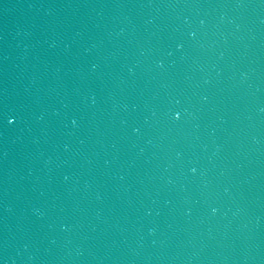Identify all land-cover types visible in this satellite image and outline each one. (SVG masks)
I'll use <instances>...</instances> for the list:
<instances>
[{"label":"water","instance_id":"water-1","mask_svg":"<svg viewBox=\"0 0 264 264\" xmlns=\"http://www.w3.org/2000/svg\"><path fill=\"white\" fill-rule=\"evenodd\" d=\"M53 264H264V0H120Z\"/></svg>","mask_w":264,"mask_h":264}]
</instances>
